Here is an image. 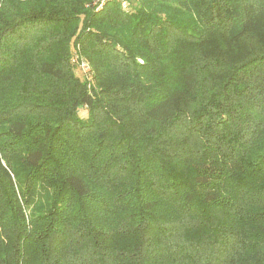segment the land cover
I'll list each match as a JSON object with an SVG mask.
<instances>
[{
  "label": "trees",
  "instance_id": "1",
  "mask_svg": "<svg viewBox=\"0 0 264 264\" xmlns=\"http://www.w3.org/2000/svg\"><path fill=\"white\" fill-rule=\"evenodd\" d=\"M0 264H264V0H0Z\"/></svg>",
  "mask_w": 264,
  "mask_h": 264
},
{
  "label": "built area",
  "instance_id": "2",
  "mask_svg": "<svg viewBox=\"0 0 264 264\" xmlns=\"http://www.w3.org/2000/svg\"><path fill=\"white\" fill-rule=\"evenodd\" d=\"M106 1H107V0H95V2H96L97 4H99V5H102V4H103L104 2H106ZM116 1L120 2L124 8L127 7V0H116ZM80 68H81V70H82L83 72H88V70H89L88 65H87L84 61H81V62H80Z\"/></svg>",
  "mask_w": 264,
  "mask_h": 264
},
{
  "label": "rangeland",
  "instance_id": "3",
  "mask_svg": "<svg viewBox=\"0 0 264 264\" xmlns=\"http://www.w3.org/2000/svg\"><path fill=\"white\" fill-rule=\"evenodd\" d=\"M82 114H86V111H85V110L81 111V115H82Z\"/></svg>",
  "mask_w": 264,
  "mask_h": 264
}]
</instances>
